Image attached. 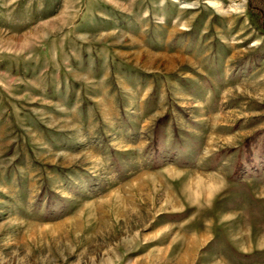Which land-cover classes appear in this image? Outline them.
<instances>
[{
    "label": "rangeland",
    "instance_id": "obj_1",
    "mask_svg": "<svg viewBox=\"0 0 264 264\" xmlns=\"http://www.w3.org/2000/svg\"><path fill=\"white\" fill-rule=\"evenodd\" d=\"M0 264H264L248 0H0Z\"/></svg>",
    "mask_w": 264,
    "mask_h": 264
},
{
    "label": "trees",
    "instance_id": "obj_2",
    "mask_svg": "<svg viewBox=\"0 0 264 264\" xmlns=\"http://www.w3.org/2000/svg\"><path fill=\"white\" fill-rule=\"evenodd\" d=\"M248 9L255 15L256 23L264 32V0H248Z\"/></svg>",
    "mask_w": 264,
    "mask_h": 264
}]
</instances>
